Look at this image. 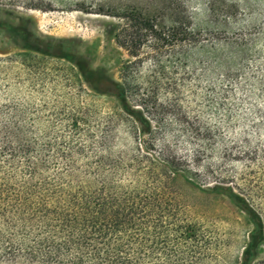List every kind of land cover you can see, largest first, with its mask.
Instances as JSON below:
<instances>
[{
	"label": "trees",
	"instance_id": "1",
	"mask_svg": "<svg viewBox=\"0 0 264 264\" xmlns=\"http://www.w3.org/2000/svg\"><path fill=\"white\" fill-rule=\"evenodd\" d=\"M186 1L166 0L154 9L153 16L139 7L119 12L126 25L115 42L131 60L118 80L91 69L77 56L74 79L80 88L88 78L94 79L93 90L97 95L114 96L117 112L101 115L82 105H61L54 107L55 116L49 121L42 118L43 122L34 119L32 123L17 106L8 110H13L9 117V112L1 113L0 262L207 261L213 240L189 215L176 187L182 179L199 182L202 157L212 153L216 144L212 129L186 115H179L173 124L152 120L144 109L158 81L149 82L141 93L136 79L145 59L153 58L155 67H162L168 55L180 64L178 49L194 44ZM165 12L171 13L169 25L164 23ZM235 16L225 13L222 19L230 21ZM44 44L67 58L61 43ZM170 94L161 99L160 106L175 110L177 104L169 99ZM173 125L180 135H170ZM123 126L125 136L135 141L132 151L115 147L117 131ZM184 136L197 148L192 157L178 151ZM234 156L244 161L245 171L231 177L232 185L217 183L207 191L228 197L247 215L252 230L241 264H251L264 244V152L250 147Z\"/></svg>",
	"mask_w": 264,
	"mask_h": 264
},
{
	"label": "rangeland",
	"instance_id": "2",
	"mask_svg": "<svg viewBox=\"0 0 264 264\" xmlns=\"http://www.w3.org/2000/svg\"><path fill=\"white\" fill-rule=\"evenodd\" d=\"M164 1L0 0V115L11 116L17 106L32 123L49 121L54 107L61 105H82L101 115L117 112L114 96L93 90L94 79L88 78L80 88L74 79L75 60L81 57L91 69L118 80L131 60L115 42L126 25L119 12L139 7L153 16ZM186 7L195 42L178 49L181 63L167 55L162 67H155L153 58H147L136 79L141 93L149 82L158 81L144 109L152 120L173 124L186 115L212 129L216 144L202 157L199 182L182 179L176 188L189 215L213 240L204 264H241L252 225L228 197L207 190L217 183L232 185L231 177L245 171L244 161L234 156L237 151L258 147L264 152V0H187ZM225 13L236 16L223 21ZM165 16L169 25L171 13ZM46 41L61 43L67 58L58 49L46 48ZM168 93L177 104L175 110L160 106ZM117 132L116 149L134 150L126 128ZM169 132L181 134L176 125ZM182 138L179 153L192 157L196 146L187 136ZM251 264H264V244Z\"/></svg>",
	"mask_w": 264,
	"mask_h": 264
}]
</instances>
